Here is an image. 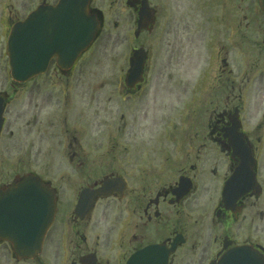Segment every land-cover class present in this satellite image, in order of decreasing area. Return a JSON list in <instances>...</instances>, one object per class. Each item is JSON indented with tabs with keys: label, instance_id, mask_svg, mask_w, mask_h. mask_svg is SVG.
<instances>
[{
	"label": "flooded vegetation",
	"instance_id": "1",
	"mask_svg": "<svg viewBox=\"0 0 264 264\" xmlns=\"http://www.w3.org/2000/svg\"><path fill=\"white\" fill-rule=\"evenodd\" d=\"M13 1L0 0V190L43 180L57 211L34 256L0 239V264H128L151 245L174 248L167 264H264L260 0H90L92 43L72 57L58 30L25 81L9 73L11 26L58 0Z\"/></svg>",
	"mask_w": 264,
	"mask_h": 264
},
{
	"label": "water",
	"instance_id": "2",
	"mask_svg": "<svg viewBox=\"0 0 264 264\" xmlns=\"http://www.w3.org/2000/svg\"><path fill=\"white\" fill-rule=\"evenodd\" d=\"M88 0H60L55 8L51 9L52 19H44V13L34 11L23 23L17 22L11 28L8 38L7 52L10 62V72L18 79L35 75L47 66V57L43 56L41 46L43 39L48 34L56 35V30L61 26L70 28L72 43H76L75 56L95 38L98 29V20L88 11ZM264 8V0H261ZM44 19L40 25V18ZM59 20V23L56 22ZM64 21V24H62ZM27 35L24 36V33ZM137 62L132 64L130 77L141 79L142 67H137ZM138 74V75H137ZM0 111V122H1ZM101 190H90L91 199L79 201L78 208L89 205ZM0 238L8 240L19 255L32 256L42 247V241L47 229L51 226L55 214V199L53 191L40 181L30 182L21 179L19 183H12L0 192ZM143 264H166V254L162 252L160 260L148 255H157L152 249L147 248ZM135 258V257H134ZM132 258L131 264H140ZM157 258V257H156ZM151 259V258H150Z\"/></svg>",
	"mask_w": 264,
	"mask_h": 264
},
{
	"label": "rangeland",
	"instance_id": "3",
	"mask_svg": "<svg viewBox=\"0 0 264 264\" xmlns=\"http://www.w3.org/2000/svg\"><path fill=\"white\" fill-rule=\"evenodd\" d=\"M29 1H31V0H29ZM13 2H15L14 9H18L19 8V4L22 2V0L13 1ZM14 9L13 8L11 9V10H13L12 14H11V18L16 16L15 15L16 12L14 11ZM0 61H2L1 57H0ZM2 63H3V61H2ZM0 65H1V63H0ZM1 72H2V69H0V73ZM59 203H60L59 206H60V211L61 212H64L65 209L68 210L70 208V206L68 205V200L64 196H63L61 202H59Z\"/></svg>",
	"mask_w": 264,
	"mask_h": 264
}]
</instances>
